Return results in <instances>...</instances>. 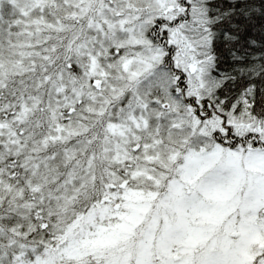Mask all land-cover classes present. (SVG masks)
Instances as JSON below:
<instances>
[{
	"label": "snow or ice",
	"instance_id": "snow-or-ice-1",
	"mask_svg": "<svg viewBox=\"0 0 264 264\" xmlns=\"http://www.w3.org/2000/svg\"><path fill=\"white\" fill-rule=\"evenodd\" d=\"M0 264H264V0H0Z\"/></svg>",
	"mask_w": 264,
	"mask_h": 264
}]
</instances>
